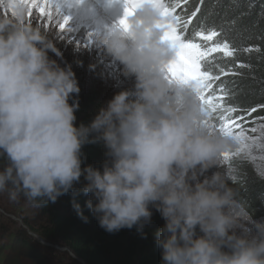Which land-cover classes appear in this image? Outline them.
<instances>
[{"label":"clouds","instance_id":"1","mask_svg":"<svg viewBox=\"0 0 264 264\" xmlns=\"http://www.w3.org/2000/svg\"><path fill=\"white\" fill-rule=\"evenodd\" d=\"M0 6V193L36 209L70 191L90 194L86 207L109 233L142 230L155 209L164 220L154 233L161 264H264V217L237 200L220 170L236 141L211 129L195 81L170 76L179 49L154 0L100 37L134 87L79 126L75 73L50 58L53 44L28 21V0ZM89 143L104 148L100 167H82ZM72 206L87 222L75 198Z\"/></svg>","mask_w":264,"mask_h":264},{"label":"trees","instance_id":"2","mask_svg":"<svg viewBox=\"0 0 264 264\" xmlns=\"http://www.w3.org/2000/svg\"><path fill=\"white\" fill-rule=\"evenodd\" d=\"M196 7L200 11L192 17L188 31L200 27L215 28L221 33L219 37L213 38L215 42L227 40L238 49L235 58L217 52L205 58L204 64L212 74L220 76L218 81H210L212 88L205 93L214 103L221 105L210 119L216 124L224 122L231 129L239 131L253 126L255 120L264 115V110L258 108L252 113L243 109L264 104V0H189L187 5L182 4L176 9V13L186 19L185 13L190 15ZM196 42L205 47L211 46V42H203L200 38H196ZM52 44L54 47L55 43ZM54 52L55 47L49 51L50 58L61 67H71L75 73L80 88V92L74 94V100L79 104L75 113L76 125H87L99 107L103 106L97 85L89 83L94 58L85 59V69L80 70L76 67L77 54L72 55V59L69 55L57 58ZM237 60L245 67L237 68ZM220 68H224L227 74H221ZM221 85L229 93L228 96L220 91ZM229 101L238 105L237 111H224ZM82 151L85 156L82 167L88 164L100 167L105 159L104 148L100 143L86 144ZM251 154L255 157L250 162L241 160V156H237L239 159L231 158L224 173L228 175L227 180L235 190L237 200L246 205L256 218H260L264 217V174L258 171L261 169L255 170L254 161L259 160L257 153L252 151ZM3 163V158H0V164ZM84 183L86 181L81 177L75 187L80 188ZM74 198L80 204L84 216L88 217L87 222L73 208ZM90 198V194L84 193L74 197L70 191L55 203L49 202L41 209L33 208L23 200L20 203H24L28 211L21 209V212H25L22 221L39 238L53 245L67 247L85 264H161V250L156 244L154 233L163 226L164 220L155 209L151 223L142 230L138 231L134 226L132 229L124 228L109 233L99 226L97 219L86 207V201ZM10 226L11 229L0 232L1 256L6 248L17 250L21 264H78L67 251L41 245L25 230Z\"/></svg>","mask_w":264,"mask_h":264},{"label":"rangeland","instance_id":"3","mask_svg":"<svg viewBox=\"0 0 264 264\" xmlns=\"http://www.w3.org/2000/svg\"><path fill=\"white\" fill-rule=\"evenodd\" d=\"M77 1L78 0H58L61 18H69L63 30H60L56 26V20H53L51 26H49L48 22L45 21L35 9L32 10L31 16L28 15V21L32 24L39 25L47 31L51 42L55 43V57L66 58V56L69 55L72 59V55L77 54L78 61L76 67L80 70L85 69V59L94 58V63L92 64L93 70L90 73L91 81H89V83H95L97 85L101 102L104 105L115 93L134 87V78L125 74L123 66L108 55L103 45L100 43V37L102 35L110 28L119 25V21L124 16L126 0H87L86 5L82 4L76 6ZM73 6H76L77 9ZM0 13L6 14V10L2 6H0ZM53 15H55V13H53ZM98 18H102L101 20L104 25L100 23ZM58 19L59 17H57V20ZM260 118H264V115L256 119L255 123L253 122L254 124H252L253 126L241 128V130L244 131L245 137H247L244 142L247 144V147H244L242 155H240L241 157L239 158L246 162H250L254 160L253 158L255 157L251 152L257 153L259 162L254 161V167L255 170L261 169L258 171L264 174V138H262L261 134L262 122ZM210 124L215 126L213 131L219 132V124H216L211 119ZM253 127L257 129L256 132H252ZM241 130L232 129V131L237 134H239ZM252 137L256 138L255 143L252 142ZM234 157L239 159L237 156L231 155L230 152L228 159L222 160L220 165V170L222 172L226 171L227 162ZM225 176L227 178L228 175ZM23 200L24 199L21 198L17 201H12L8 198L6 193H0V232L3 229H11L12 227L10 225L25 231L27 230L21 224V222H23V214L28 211V208H26L27 206L24 203H20ZM21 209L25 212H21ZM1 237L2 234L0 235V239ZM41 240L47 242L43 239ZM37 242L41 245L59 250L56 248L58 245H53L49 242H47L49 245H45L39 241ZM58 247L62 248L63 246L59 245ZM16 251L17 250H8L4 248L3 255L1 256L0 254V264H21V260L16 254ZM4 255L10 257H5ZM25 260H27L26 257ZM76 262L79 264L78 261Z\"/></svg>","mask_w":264,"mask_h":264},{"label":"snow or ice","instance_id":"4","mask_svg":"<svg viewBox=\"0 0 264 264\" xmlns=\"http://www.w3.org/2000/svg\"><path fill=\"white\" fill-rule=\"evenodd\" d=\"M142 2H144V0H126V5H131V7L125 8V15H131L134 11L135 5ZM154 2L160 6L161 15L165 18V24L163 25L167 29L165 32V38L171 39L179 49L178 63L169 68V74L175 79L177 78L178 73H182L184 78L195 81L199 87L203 89L201 102L205 106V111L208 113L210 123L212 113L215 112L217 108H220L221 105L219 103H214L212 99L205 95V93L208 89L212 88V83H210V81H218L220 76H214L212 74V71L204 64L205 58L213 52L223 53L226 57L235 58L238 49L235 46L230 45L227 40H224L223 42H215L213 38L221 35V33L215 28L200 27L189 32L188 25L191 23L192 17H195L200 11L199 7H196L190 15L185 13L187 16L186 19H182L181 16L176 13V9L180 8L182 4L187 5L189 0H154ZM28 3L30 6L29 16H31L32 10L35 9L44 20L48 22L49 26H51L53 20H56V26L60 30H63L68 23V17L61 18L58 0H28ZM0 4H2V0H0ZM53 13H55V15H53ZM57 17H59L58 20ZM119 23L121 26H127L126 19H121ZM196 38H200L203 42H211V46H203L202 43L196 42ZM244 51H248V49H244ZM235 66L237 68L245 67V65L238 60L236 61ZM219 71L221 74H227L225 73L224 68H220ZM220 91L225 96L229 95L222 85L220 86ZM258 108L264 110V104L243 110L254 113ZM237 110L238 105L231 103V101H229L228 106L224 109L225 112L229 113ZM260 120L262 122L261 134L262 138H264V118H260ZM210 125L211 129L214 130L215 126L212 124ZM256 131L257 129L253 127L252 132ZM219 133L229 135L235 139L236 149L231 152V155L240 156L244 147H247V144L244 143L247 137H245L243 130H241L239 134L234 133L231 127L226 126L224 122H221L219 124ZM252 142H256L255 137H252ZM229 155L230 153H226L223 159L227 160Z\"/></svg>","mask_w":264,"mask_h":264},{"label":"water","instance_id":"5","mask_svg":"<svg viewBox=\"0 0 264 264\" xmlns=\"http://www.w3.org/2000/svg\"><path fill=\"white\" fill-rule=\"evenodd\" d=\"M21 224L23 225V227H25L27 230V232L33 237V239H35L36 241H39V242H41V243H43V244H45V245H49V243H47V242H44V241H42L41 240V238H39V236H37L36 234H34V233H32L26 226H25V224L23 223V222H21ZM24 228V229H25ZM38 237V238H37ZM37 238V239H36ZM56 248H58L59 250H62V251H67L68 253H69V255H70V257H72L73 259H75L76 261H78L79 262V264H85L79 257H77L76 255H73L72 256V252L68 249V248H66V247H62V248H60V247H58V246H56Z\"/></svg>","mask_w":264,"mask_h":264},{"label":"bare ground","instance_id":"6","mask_svg":"<svg viewBox=\"0 0 264 264\" xmlns=\"http://www.w3.org/2000/svg\"><path fill=\"white\" fill-rule=\"evenodd\" d=\"M65 1V0H64ZM87 0H78L77 2H76V6H80V5H86L87 3ZM76 6H73V7H75V9H77V7ZM99 20H100V23L101 24H103V22H102V18H98ZM104 25V24H103ZM102 27H104V26H102ZM105 31V30H104Z\"/></svg>","mask_w":264,"mask_h":264}]
</instances>
